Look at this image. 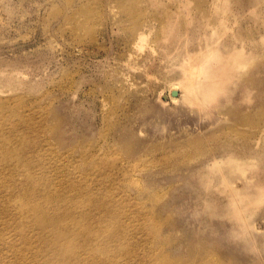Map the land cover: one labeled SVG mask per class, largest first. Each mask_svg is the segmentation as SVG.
Instances as JSON below:
<instances>
[{"label":"rangeland","instance_id":"1","mask_svg":"<svg viewBox=\"0 0 264 264\" xmlns=\"http://www.w3.org/2000/svg\"><path fill=\"white\" fill-rule=\"evenodd\" d=\"M214 70L205 104L187 85ZM0 128L49 203L73 185L86 194L103 229L79 246L86 263L264 264V0H0ZM1 161L5 210L24 181ZM205 169H238V199L261 196L246 224L224 215V181L202 186ZM5 214L0 264L22 263L24 219L14 229Z\"/></svg>","mask_w":264,"mask_h":264},{"label":"bare ground","instance_id":"2","mask_svg":"<svg viewBox=\"0 0 264 264\" xmlns=\"http://www.w3.org/2000/svg\"><path fill=\"white\" fill-rule=\"evenodd\" d=\"M136 39H141V32L136 36ZM222 47H224V45H222ZM210 48L211 49L208 51L209 56L214 53L216 54L217 49L214 47ZM228 55L223 58L218 57V60L215 58L216 62L219 63V71L230 72V67L232 66L226 60ZM212 62L213 61H211V63ZM220 75V72L214 70V72H212V77L209 76L211 78L207 80V82H189L190 84H188L187 87L191 88V85L196 87L194 91L199 95L200 101L206 104L208 100L215 97L218 90H220V82H218V77ZM179 88H182L179 83L170 84L168 87V94L165 98L169 97L173 102H177L180 98ZM26 149L27 148L23 146L17 149H11L10 144L6 142V140L0 141V161L1 159H6V161L7 159H13L14 161L10 165V167H12V173L16 171L17 175L21 176V179L24 181L20 186L16 204H6L4 206L5 210L1 209L3 206L0 204V213H6L3 218H6L7 226L13 223L15 226L14 229H16L20 226L22 218L24 219V223L19 231L20 241L22 242V247L27 250V256L22 258V263L15 264H42V258L44 259V264H88L86 260H83L85 257L83 253L84 250L79 246H86L87 242L96 239L94 231H103L101 221L94 220L92 216L88 218V214L85 211L86 202L84 200L86 194L75 185L71 186L65 195H60L55 198L53 203H49L50 195L48 193V187L41 188L40 181L36 179L37 175L33 172H29L25 168ZM1 162L7 164V162L4 163V160ZM242 167L245 169V166ZM205 171L206 172L200 174L198 178L203 187H208V183H211L216 178H219L226 184L225 192L228 210H225L224 215L240 222V224H246L248 218L244 217L245 213L251 208H257L259 206L261 196L251 192L249 198L244 199L242 197L238 199L241 190L232 188L228 183L230 176L235 175L238 169L226 172V177L221 176L219 173L221 170L219 169H205ZM0 185H4L1 191H5L7 182L1 181ZM7 187L11 189V185ZM18 188L19 186H14L15 190ZM247 189H249V187ZM214 193H216L215 190ZM214 193H207L205 196L207 197L206 203L210 208L209 214L212 217H216L219 214V210L214 203L215 200H213ZM23 209H26V211L23 212ZM15 211L16 213H14ZM60 212H62V214L58 215ZM80 233L82 234L79 238L70 241L71 237L75 238ZM15 237L14 235V239L8 237L7 241L13 242ZM18 237L19 235L17 236V240H19ZM20 241H18V243H20ZM7 248L9 247L7 246ZM38 253L42 258L37 257L36 254ZM4 259H7V255ZM4 264H6V262Z\"/></svg>","mask_w":264,"mask_h":264}]
</instances>
